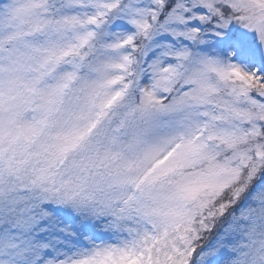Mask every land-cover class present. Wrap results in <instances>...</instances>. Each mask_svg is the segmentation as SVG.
Listing matches in <instances>:
<instances>
[{"label": "snow or ice", "instance_id": "obj_1", "mask_svg": "<svg viewBox=\"0 0 264 264\" xmlns=\"http://www.w3.org/2000/svg\"><path fill=\"white\" fill-rule=\"evenodd\" d=\"M0 264H264V0H0Z\"/></svg>", "mask_w": 264, "mask_h": 264}]
</instances>
